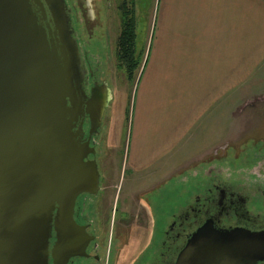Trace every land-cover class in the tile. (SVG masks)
Segmentation results:
<instances>
[{
    "label": "water",
    "instance_id": "1",
    "mask_svg": "<svg viewBox=\"0 0 264 264\" xmlns=\"http://www.w3.org/2000/svg\"><path fill=\"white\" fill-rule=\"evenodd\" d=\"M64 10L63 0H0V264H57L91 239L74 209L99 193L91 140L112 97L105 83L85 93ZM206 233L195 239L217 264L264 256L262 234Z\"/></svg>",
    "mask_w": 264,
    "mask_h": 264
},
{
    "label": "crops",
    "instance_id": "2",
    "mask_svg": "<svg viewBox=\"0 0 264 264\" xmlns=\"http://www.w3.org/2000/svg\"><path fill=\"white\" fill-rule=\"evenodd\" d=\"M145 28L125 166L147 175L142 182L160 183L218 145L224 113L218 105L237 104L234 94L264 66V0H151ZM195 133L213 139L203 153L186 155Z\"/></svg>",
    "mask_w": 264,
    "mask_h": 264
},
{
    "label": "rangeland",
    "instance_id": "3",
    "mask_svg": "<svg viewBox=\"0 0 264 264\" xmlns=\"http://www.w3.org/2000/svg\"><path fill=\"white\" fill-rule=\"evenodd\" d=\"M94 1L82 0V7L79 6L77 9L82 10L80 18L83 21H86L84 17L89 18V23L95 17L99 18L100 25L95 30L89 49L97 54L101 62L98 73H101V79L109 82L112 100L104 113L101 128L94 141L98 150L101 186L99 195L92 203L93 218H96L100 225L107 221L112 227L116 226L119 232L122 230L117 226L120 224L119 213L122 211H128L132 215L137 213V221H133L132 224L140 231H146L152 224L153 216L138 204V196L152 194V198H157V207L160 202L166 204L168 195L170 197L174 195L175 212L178 213V207L182 202L179 195L185 191L189 194L198 192L193 183L200 176L209 175L211 170L218 171L225 178H235V181L244 182L248 186L255 184L264 190V66L257 70L255 78L234 94L232 98H239L237 104L232 105L228 100L218 105L219 110L224 112L217 125L221 134L214 138L219 142L213 150L205 153L204 158L180 168L179 171L174 170L176 176L169 173L163 180H159L160 183L151 180V177L142 182L147 175L129 174L125 166L129 120L134 88L145 57V22L150 15L151 0L127 1L132 2L135 11L137 5L140 7V22L135 29V51L140 55V62L131 81L127 80L125 71L117 67L116 44L121 31L118 9L120 0H99V7L96 8ZM85 27L88 29L90 25L85 24ZM197 134L199 137L196 133L194 136L196 146L185 150L186 155L203 153L202 148L213 139V134L207 136V139L206 136L202 137L201 133ZM177 157L181 159L182 154L177 153ZM215 172L212 174H219ZM163 174L164 171L159 175ZM114 207L118 209L116 214L111 211Z\"/></svg>",
    "mask_w": 264,
    "mask_h": 264
},
{
    "label": "flooded vegetation",
    "instance_id": "4",
    "mask_svg": "<svg viewBox=\"0 0 264 264\" xmlns=\"http://www.w3.org/2000/svg\"><path fill=\"white\" fill-rule=\"evenodd\" d=\"M63 1L66 6L64 13L72 29L68 39L76 44L80 69L84 73L83 89L89 96L92 89L98 85L105 83L110 87L109 82L101 79V73H98L101 62L97 54L89 49L95 30L100 25L99 18H94L93 13L94 20H90L89 23V18L82 16L86 20L83 21L80 18L82 10L77 9L79 6L82 7V0ZM98 1H94L95 8L99 4ZM121 2L122 0L120 4ZM85 24L90 27L87 29ZM88 130L89 124L85 122L84 140ZM95 139L96 137L92 138L91 146L95 149L93 158L99 169ZM214 172L211 170L209 175L200 176L193 183L198 192L189 194L185 191L179 195L182 202L178 207V213L175 212L174 195L171 197L168 195L166 204L160 202L157 207V198H152V194L138 196V204L153 216L152 224L146 231H140L132 224L133 221H137L138 215L137 213L132 215L128 211L119 213L120 224L117 226L122 228L119 232L116 226L112 227L107 221L100 225L91 213L92 203L99 193L96 196H80L75 204L74 221L91 239L85 243L81 254L63 259L57 264H217L213 259H208L204 251L207 246H202L195 239V235L202 230L207 232V236L237 231L248 235H264V190L255 184L248 186L244 182L235 181V178H225L218 171L215 173L219 174H212ZM99 183L101 186V174ZM111 211L116 214L118 209L114 207ZM53 242L52 238L50 246ZM182 253L186 256L181 261ZM48 264H53L51 258ZM248 264H264V256L251 260Z\"/></svg>",
    "mask_w": 264,
    "mask_h": 264
},
{
    "label": "trees",
    "instance_id": "5",
    "mask_svg": "<svg viewBox=\"0 0 264 264\" xmlns=\"http://www.w3.org/2000/svg\"><path fill=\"white\" fill-rule=\"evenodd\" d=\"M122 0L120 12L121 31L116 44V58L118 61V69L124 70L127 80L134 78L140 62V55L135 51V15L132 2Z\"/></svg>",
    "mask_w": 264,
    "mask_h": 264
}]
</instances>
